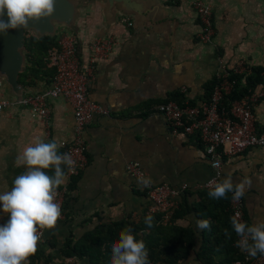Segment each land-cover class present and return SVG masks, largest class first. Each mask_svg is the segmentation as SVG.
Segmentation results:
<instances>
[{
    "label": "crops",
    "instance_id": "crops-1",
    "mask_svg": "<svg viewBox=\"0 0 264 264\" xmlns=\"http://www.w3.org/2000/svg\"><path fill=\"white\" fill-rule=\"evenodd\" d=\"M133 1L136 14H122L114 7L108 10L101 0L83 2L72 28L57 27L51 37L67 34L76 38L80 67L87 65L95 39H114L111 54L97 61L94 79L87 85L89 99L107 109L108 115L95 117L85 131L87 164L79 176L66 181L64 219L45 229L36 257L27 264H69L62 253L68 242L82 240L103 224L144 221L150 201L146 187L127 171L130 162L141 167L153 181L151 185L187 187L177 199L178 214L166 225L173 223L194 233L195 246L181 264H204L197 254L211 232L196 227V220H204L207 211L194 207L201 204L199 194L209 191L204 185L214 170L199 136L174 135L157 108L169 101L183 105L205 102L206 86L224 66L231 69L244 61L247 72L264 68V0H202L211 7L214 31L205 44L197 38L200 24L192 5L195 0ZM0 81V101L18 99ZM51 82L19 85L27 96L49 89ZM48 107L47 130L26 107L0 111V193L10 191L14 179L26 171L16 164L25 146L36 139L55 140L62 154V145L72 141L70 103L58 97L50 99ZM252 113L256 128L264 130V100L253 106ZM229 175L234 184L244 177L251 181L242 198L245 223L264 221V148L223 158L220 180ZM7 219L0 212V225ZM219 260L215 257V264ZM72 261L90 264L87 258Z\"/></svg>",
    "mask_w": 264,
    "mask_h": 264
},
{
    "label": "built area",
    "instance_id": "built-area-1",
    "mask_svg": "<svg viewBox=\"0 0 264 264\" xmlns=\"http://www.w3.org/2000/svg\"><path fill=\"white\" fill-rule=\"evenodd\" d=\"M192 5L200 24L198 41L202 44L208 43L214 32L211 7L202 0H195ZM114 43L113 38L95 39L90 45L91 56L87 65L80 67L76 38L72 35L61 34L57 38L56 47L48 50L45 59L48 66L54 68L55 71L50 88L35 95L23 96L20 99L0 101V111L6 108H28L33 115L41 119L46 130L49 128L48 101L50 99L62 97L72 106L73 139L69 144L62 145V154L67 153L72 157L75 161V170L69 172L66 168L67 178L57 190L56 202L61 206L59 220H63L65 215L62 204L67 192L66 181L79 176L87 164L85 131L95 117L108 115L107 109L89 99L87 85L94 79L97 61L103 60L111 54ZM246 70L244 61L238 62L231 69L224 66L216 76L219 83L215 86L210 99L199 105L179 106L177 103L169 101L157 108L158 113L165 118L174 135L197 134L199 136L214 170V175L209 181L220 180L223 158L238 155L250 148H264V130L260 131L256 128L252 113L253 106L259 100H264V84L257 87L249 96L232 102L228 108L222 104L234 84L229 81L230 72L242 75L247 72ZM126 169L135 178L139 179L142 174L145 176V172L137 163L130 162ZM209 181L204 185L206 190H210L208 188ZM186 191L185 185L180 188H173L167 184L146 187L150 205L145 215H152L153 218L158 217L160 225H166L178 207L177 199ZM229 208L231 216L239 213L241 221L245 222L242 198L239 201H233L231 193ZM44 231L45 229L38 228L39 242L43 240ZM238 239L239 237L237 241ZM238 249L242 253L243 260H238L234 264L264 263V256L251 257L240 248ZM68 263L72 264V259H69Z\"/></svg>",
    "mask_w": 264,
    "mask_h": 264
},
{
    "label": "clouds",
    "instance_id": "clouds-1",
    "mask_svg": "<svg viewBox=\"0 0 264 264\" xmlns=\"http://www.w3.org/2000/svg\"><path fill=\"white\" fill-rule=\"evenodd\" d=\"M54 11L55 0H0V17L7 15V21L0 18V33L26 28L30 21L51 17ZM60 147L55 140L36 139L17 156L16 164L25 167L26 171L14 179L10 191L0 193V212L8 216L6 223L0 225V264H27L29 257L37 251L38 228L56 226L61 216V206L56 202L57 190L67 178L62 165L69 172L75 170V161L69 154H61ZM48 169H53L54 174H47ZM138 183L150 187L153 181L142 174ZM250 184L247 177L234 184L229 175L219 181H209L208 196L222 199L232 193V200L239 201ZM153 219L152 215L145 217L144 223L149 229L153 227ZM230 224L239 237L238 248L251 257L264 256V221L249 225L236 213L230 218ZM209 226L208 220H196L199 229ZM225 235H230L227 229ZM111 251V264H149L146 245L143 240H137L130 226L120 231Z\"/></svg>",
    "mask_w": 264,
    "mask_h": 264
},
{
    "label": "trees",
    "instance_id": "trees-1",
    "mask_svg": "<svg viewBox=\"0 0 264 264\" xmlns=\"http://www.w3.org/2000/svg\"><path fill=\"white\" fill-rule=\"evenodd\" d=\"M24 51L27 63L24 70L18 76V83L23 87L35 86L37 81H52L54 68L47 67L46 55L48 50L56 47L57 39L44 36L35 37L32 34L25 35ZM229 81L234 82L229 95L223 99V106L228 108L234 101H239L252 94L257 87L264 84V68H250L242 75L230 72ZM219 83L217 77L206 86L205 99L208 101L215 86ZM183 106L182 103H177ZM191 106H195L190 103ZM64 167L66 173V167ZM50 175L53 169L46 170ZM209 191L199 194L201 204L195 205V210H206L203 219L210 222L209 235L204 238L197 257L204 264H215V257H221L219 264H234L243 260L242 253L236 247L237 236L230 224L231 212L229 208L231 193L226 198L212 199ZM185 194V193H184ZM183 194V195H184ZM187 199V197H185ZM210 201L207 203V201ZM186 208L188 207L185 201ZM189 210V209H188ZM186 209V211H188ZM178 211L172 216L175 219ZM172 219V220H173ZM131 227L137 240H143L148 251V261L151 264H181L195 246V236L191 230L176 227L173 223L162 227L159 218L153 219V227L149 229L142 221L134 224L128 220L117 223L103 224L92 233L87 234L82 240L73 243L68 242L62 253L67 258L88 259L90 264H111V246L119 239V233L125 227ZM230 233L225 235V230ZM213 234V235H211ZM259 255V254H258ZM35 254L31 255V260ZM36 257V256H35ZM34 257V258H35Z\"/></svg>",
    "mask_w": 264,
    "mask_h": 264
},
{
    "label": "water",
    "instance_id": "water-1",
    "mask_svg": "<svg viewBox=\"0 0 264 264\" xmlns=\"http://www.w3.org/2000/svg\"><path fill=\"white\" fill-rule=\"evenodd\" d=\"M88 0H55V11L51 17L42 18L39 21H30L26 28L9 29L7 33H0V78L5 81L8 90L18 99L23 97V89L18 83V76L24 70L26 56L24 52V38L26 33L37 37L56 34L57 27L72 28L77 15L78 7ZM106 8L112 7L122 14H136L138 7L133 0H101ZM7 21V15L0 17ZM37 93H32L35 95Z\"/></svg>",
    "mask_w": 264,
    "mask_h": 264
}]
</instances>
